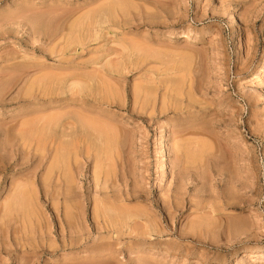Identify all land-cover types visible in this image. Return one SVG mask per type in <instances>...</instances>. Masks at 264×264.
Masks as SVG:
<instances>
[{
    "label": "rangeland",
    "instance_id": "rangeland-1",
    "mask_svg": "<svg viewBox=\"0 0 264 264\" xmlns=\"http://www.w3.org/2000/svg\"><path fill=\"white\" fill-rule=\"evenodd\" d=\"M0 264H264V0H0Z\"/></svg>",
    "mask_w": 264,
    "mask_h": 264
},
{
    "label": "bare ground",
    "instance_id": "bare-ground-1",
    "mask_svg": "<svg viewBox=\"0 0 264 264\" xmlns=\"http://www.w3.org/2000/svg\"><path fill=\"white\" fill-rule=\"evenodd\" d=\"M101 12V11H100ZM99 15V14H98ZM59 120V119H58ZM57 121V120H56ZM60 124V123H59ZM49 130V129H48ZM73 131V130H72ZM43 132V131H42ZM71 135V134H70ZM77 135H78V133H77ZM23 189V188H22ZM15 201V200H14ZM250 252L251 253H254L255 252V249L254 248H250Z\"/></svg>",
    "mask_w": 264,
    "mask_h": 264
}]
</instances>
